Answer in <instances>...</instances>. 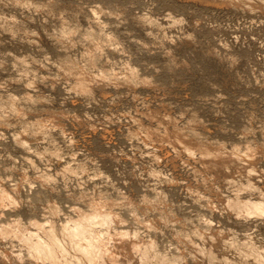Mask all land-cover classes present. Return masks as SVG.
<instances>
[{
    "label": "rangeland",
    "instance_id": "374dc122",
    "mask_svg": "<svg viewBox=\"0 0 264 264\" xmlns=\"http://www.w3.org/2000/svg\"><path fill=\"white\" fill-rule=\"evenodd\" d=\"M167 12L186 23L169 27L172 22L164 19ZM145 13L158 22H149ZM0 16L6 18L0 26V95L5 102L13 97L17 109L25 110L1 111L9 122L0 124V189L18 200L0 208L1 225L15 217L33 232L37 228L32 220L48 226L49 218L59 225L65 218H75L76 208L88 209L99 196L111 197L115 202L111 208L129 219L116 228H130L143 241L152 237L162 252L173 250L167 251L169 255L182 249L186 254V246L173 232L185 225L182 216L189 220L184 229L190 233L195 228L211 227L215 234L231 229L235 238L252 237L264 243V217L238 218L211 205H218L220 195L264 194V148L247 157L261 176L233 179L217 176L202 167L193 152L157 137L161 127L179 124L185 132L199 134V141L206 139L227 151L244 149L247 142L264 145V4L260 0H0ZM62 26L71 28L70 37L61 39ZM95 29L107 39L97 51L100 60L95 56L104 69L118 73L124 64L125 70L139 69L136 72L143 79L153 74L151 81L156 78L159 84L119 85L105 80L90 90L78 89L62 61L70 56L81 67L89 65L88 51L94 45L84 35ZM101 64L98 70H103ZM94 69V74L100 73ZM39 121L47 126L46 134L23 130L25 123ZM21 133L24 142L16 145L15 136ZM247 182L253 187H244ZM40 195L44 197L36 202ZM157 200L158 205H152ZM49 205L62 211L54 215ZM145 221L155 223V228ZM108 243L113 246L112 240ZM26 250L17 240L0 236V264H50L29 257ZM187 262L194 264L190 257Z\"/></svg>",
    "mask_w": 264,
    "mask_h": 264
},
{
    "label": "bare ground",
    "instance_id": "6f19581e",
    "mask_svg": "<svg viewBox=\"0 0 264 264\" xmlns=\"http://www.w3.org/2000/svg\"><path fill=\"white\" fill-rule=\"evenodd\" d=\"M5 20H6L5 17L0 16V26L5 25ZM65 27L69 28L68 26H65ZM67 30H69L68 31V33H69L71 28L67 29ZM67 30H66V28L63 27L61 30V34H59L60 30L58 29V31H59L58 34L61 36V39L65 38L66 35H68ZM78 30H80V29H78ZM101 35H100V33L97 32L96 29H95V31H90L87 35H84V37H88L87 38L88 41L90 40V43L92 41L93 45H94L93 48L90 46L92 50L88 51L90 54V62H89V65H87L86 67H81L78 64L79 61L76 62L77 60H75V58H72L70 56L66 57L65 60L62 61L63 67L65 68L66 72L68 71L70 75L72 74L76 78L75 82H77V83H75V84H76V87L78 89L87 91V90H90L95 83H100V82H103L105 80L111 81L114 84H119V85H122V84H124V85L125 84L126 85L136 84L137 85V83L140 82V83H142V85L147 84V86L148 85L150 86V84H152L154 81H155L154 82L155 84H159V83H156V78H154L155 80L153 79L154 81H151L152 79H150V78H152L153 74L151 75L150 78L146 75L148 79H143V78H145L144 76L139 77L138 75H140V74H138L137 72H141V71H137L139 69L135 70L136 69L135 67L132 68L131 66H127V68L125 70L124 64H123L122 69L124 71L122 70V72H120V70H119L120 73L119 72L118 73L113 72L114 70L109 71V70L104 69V66L101 64V61L99 62L100 56L99 55L96 56V54H98V52H100V51H98V49L101 48L103 46V44H106V43H102V42L107 40V39L104 40L105 36L102 35L104 37V38H102ZM114 38H113V40L116 39V38L115 39ZM68 39H70V38H68ZM110 40H112V39H110ZM110 40H108V41H110ZM67 42H70V41H67ZM111 46H113V45H111ZM107 48H108V46H107ZM100 55H101V53H100ZM95 56L98 57L99 60H98V58L96 59ZM91 57H92V59H91ZM102 59H103V57H102ZM22 62L23 61H19V63H22ZM128 63L130 64V62H128ZM128 63H126V64H128ZM99 64H101V67L103 66V68H101L103 70H100V68H99L100 73L94 74V72H93V71H95L94 68L97 69L99 67ZM125 67H126V65H125ZM112 68L113 67H111L110 70ZM170 69H171V71H168ZM170 69H168V70L166 69L168 72V73L167 72L166 73L169 74V76L171 75L170 73L172 72L173 68L171 67ZM180 69H182V68H180ZM210 69H212V68H210ZM99 70L97 69V71H99ZM142 74L143 73H141V75ZM156 74H157V72H156ZM153 77H155V76H153ZM156 77H157V75H156ZM158 77H159V74H158ZM160 77L157 78V81H158V79H160ZM140 78H142V79H140ZM166 79H164V80H166ZM73 80H75V79H73ZM3 99H4L3 96L0 95V124L2 123V125L3 124L5 125V123L9 122V119L7 121V119L5 118L6 115L4 114L5 117H4V115H2V112H1L2 110H3V112L5 110L10 111L11 114L13 112L14 113L15 112L16 113H23V111H25V110L24 109L23 110L17 109V107L15 106V103H14L15 100H11V99H13V97L12 98L10 97V100L9 101L7 100L6 102H5V100L3 101ZM159 112H161V111H159ZM193 117H195V116H193ZM5 119L7 122H5ZM191 119H192V117L190 118V120ZM41 122L39 124H37L38 122L37 123H31V122L29 123L28 122L27 126L25 123V125H24L25 127H23V130L25 128L26 131H32L31 134H34L33 131H35V134L38 131L45 133L43 131L45 129H47V126H45L44 123L41 124ZM157 124H159V123H157ZM152 125H154V124H152ZM166 126H168V125H166ZM159 127L160 126L158 125V128ZM188 128H190V127H188ZM155 130H157V129H155ZM192 130L193 129H191L189 131L191 132ZM152 132H154V131H152ZM22 133H23V131H22ZM22 133H21V136L20 135L15 136L16 141H14V143L18 142V143H16V145L17 144L19 145V143L24 142V137L22 136ZM24 134L27 135L26 132H24ZM38 134H37V136H40L41 133L39 135ZM157 137H160V139L163 142L168 143V145H170V146L179 145L183 149L191 151V153L193 152L194 154L197 155V158L199 160V164L202 167L211 168L217 174V176L218 175H225V176L227 175L230 177L232 176L233 179L236 177H241V176H248V177L251 176V177H254L257 179L258 177L261 176V173H260L261 171L260 172L257 171L255 165H254L255 166L254 167L251 162L250 163L247 162V160H248L247 157L248 158L253 157V155L256 154V152H258V151L260 153V150L262 148H264L263 144H262L263 146L262 145L256 146L255 144H253L255 146H250L249 143L247 142L246 144L245 143L244 144L248 145V146L245 147L244 149L235 148V149H232V151H227V149L224 146H218V145L212 146L208 142H205L206 139L204 137H203L205 139L204 142H202L203 140L199 141V139H201L200 138L201 136L199 137V134L197 135V137L199 138L198 139L195 134L185 132V130L179 124H173L169 129L168 128L164 129L161 127L160 132H159ZM26 139H27V137H26ZM21 147H23V146L21 145ZM231 148H232V146H231ZM37 150H39V149H37ZM59 151L60 150H57L56 152L58 153ZM61 152H63V151H61ZM57 153H56V155L54 154V156H55L54 158H56V156H58ZM48 154H50V153H48ZM61 154H60V156H61ZM39 156H40V154H39ZM46 156H47V154H46ZM37 157H38V155H37ZM66 170H69V169H66ZM70 171H71V169H70ZM41 179H42V177H41ZM46 179H48V178H46ZM46 179L44 177V181H46ZM256 179H254V181H256ZM48 180H51V178ZM247 184H248V182H247ZM253 184L251 182L248 185H244V187L248 186L251 188V187H253L252 186ZM41 188H43V187H40V189ZM12 190H14V189H12ZM41 190H44V189H41ZM39 192H37V193H39ZM257 192H255V195ZM261 192H263V191H261ZM41 193H43V192H40V194ZM201 194H203V193H201ZM201 194L198 196H202ZM34 195L36 196L39 194H34ZM44 195H46V194H44ZM44 195L38 196V199L36 198L37 196L36 197L33 196V197H35L36 202H38V201L41 202V200L39 198L42 199L44 197ZM104 195H106V194H104ZM18 196H20V194H18ZM156 196H157V194H156ZM156 196H154V197H156ZM198 196H196V197H198ZM20 197H19V199H20ZM108 198H110V199H108ZM108 198L107 197L106 198H99V196H98V199H95V201H93V203H91V205L89 207L90 209L89 208L86 210L80 209L77 206L79 209L76 208L74 211H76L78 215L75 218H71V219L68 218L69 220H66V218L64 217L65 221H63V223L60 222L61 224H59V225H56L53 219H51V221H50L49 218H48V221H49L50 225L47 223L48 226H46V224L45 225L41 224L42 220L41 221L38 220L40 222L39 223L38 221H36V220L33 221L31 219L32 223H31V220L29 223H31L34 226L33 227L34 229L37 228V229H35L36 231H34V232L29 231V229L26 227V225L23 224L24 222L21 221L20 218L15 217L16 219H13L12 221H11V219L10 220L6 219V220H8L7 222H5L6 220L4 219L5 221H3V223L5 222V224H2V225L0 224V236L3 238H11V239L17 240L19 242V244H21L23 247L27 248L26 251H28L29 257H32L33 259H38L39 261L44 260V262H47L50 264H187L188 263L187 262L188 257H190V259H192L194 264H264V243L263 242L253 241L252 237H250L252 240H249L250 238L249 239L235 238L232 235L233 233L231 232V229H230V232H224L222 234H215V233H213L214 230L210 226H209L210 228L206 229L205 225L203 226L201 223H200V225H202L205 228L204 230L200 228L201 226H199L200 229L195 228L196 230H194L193 232L190 233L188 230L184 229V228H187V227H185V225L189 221V220L185 221L184 216H182L183 222H181V223L185 224V225L181 226L182 228L179 230L177 228H175V231H173V232L176 233L175 237L178 240H180V242H182V245L186 246V249H185L186 254L182 253L184 250V249H182V252H180L178 254L169 255V252L167 254V251H171V250H166V251L164 250V252H162L161 250H163V249L160 248L161 249L160 250L157 248L156 241H154V239L152 237H150V239L148 238L149 240H147V241H143V237H140L139 235H137V233H134L135 231L132 233L129 230L130 228H128V229H127V227L122 228V229L116 228L117 223L124 222L125 220H126L125 222H127V220L129 221V219H126V218L124 219V216H123V214H121L122 213L121 211H120L121 212L120 213L119 210L117 211L114 208H111V206L115 202L113 201V199L111 200V197H108ZM31 199H32V197H31ZM198 199H201V198H198ZM203 199H201V200H203ZM219 199H220V201H219L218 205H213V204H211V202H210V204L213 207L221 206V208L225 209L226 211L231 212L232 215H235L238 218L243 217L245 219H252V218H258V217H264V194H261V196L257 195V197L252 196V198H251V196H248V195L242 196L241 193H236V194L227 195V196L226 195H224V196L220 195ZM17 201H18L17 198L14 197L9 191L5 190V188L0 189V208L4 205L7 206V204L10 207V205L16 204ZM27 201H29V199ZM36 202L34 201V203H36ZM160 202H162V200ZM128 203L126 204V206L128 205ZM56 205H58V204H56ZM56 205H55V207H53L51 205H49V207L47 206L50 210H52L53 214L62 211ZM152 205L157 206L158 200L156 202L153 201ZM129 206H131V205H129ZM130 208L131 207H129V209ZM145 208H144V210H145ZM172 210H171V212H172ZM180 210L181 209L179 208V211ZM122 211H124V210H122ZM127 211H128V209H127ZM173 211H175V210H173ZM131 212L133 214V213L138 212V211L130 210V213ZM182 212H184V211H182ZM1 213H2V211H1ZM130 213L127 212L126 214L128 215ZM174 213L175 212H173L172 214H174ZM159 214H160V217L162 218L163 214H161V213H159ZM131 216H132L131 218H133V215H131ZM171 216L172 215L170 214V218H171ZM179 216H180V214H179ZM125 217H127V216L125 215ZM173 217H174V215L172 216V218ZM176 217L177 216H175L174 218L176 219ZM127 218H129V217H127ZM203 218H204V216H203ZM143 219H145V217ZM179 219H178V221H179ZM187 219H189V218H187ZM134 220H136V219H134ZM191 220H192L191 222L193 223L192 218H191ZM145 223H147V222L145 221ZM177 224H178V222H177ZM147 225H148V227H154V228L156 226V224L151 222V221H149L147 223ZM210 225H212V224H210ZM190 226H192V225H190ZM194 227L195 226H193V228ZM136 232H137V230H136ZM233 232H235V231H233ZM106 239H108V240L106 241ZM111 240L113 241L112 247L110 246L111 244L108 243V241H111ZM166 245H168V244H166ZM166 247H168V246H166ZM164 249H165V246H164ZM170 249H171V247H170ZM137 256H138V260H136Z\"/></svg>",
    "mask_w": 264,
    "mask_h": 264
},
{
    "label": "clouds",
    "instance_id": "9594fccd",
    "mask_svg": "<svg viewBox=\"0 0 264 264\" xmlns=\"http://www.w3.org/2000/svg\"><path fill=\"white\" fill-rule=\"evenodd\" d=\"M260 3L264 4V0H260ZM153 6H155V5L153 4ZM144 18L149 20V22H158V21H152V19L148 16L147 13H145V17ZM164 19L170 20L172 22L171 24H169V27H175L177 25H184L186 23V20L183 17H181L179 19H176V18H174V16L172 15L171 12H167L166 15L164 16ZM196 23H197V26H198L199 25V21H197ZM252 23H256V22L252 21ZM261 23H264V21H261ZM208 26L212 27V28L217 27V25L214 24V23H209ZM188 38L191 39V38H194V36L192 34H189ZM235 39L239 40V37H235ZM223 46L224 47H228V45H226V44L223 45ZM32 187H35V185H33Z\"/></svg>",
    "mask_w": 264,
    "mask_h": 264
}]
</instances>
